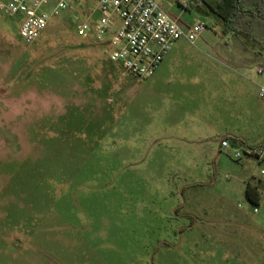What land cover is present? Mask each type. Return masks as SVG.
Wrapping results in <instances>:
<instances>
[{
	"label": "rangeland",
	"instance_id": "1",
	"mask_svg": "<svg viewBox=\"0 0 264 264\" xmlns=\"http://www.w3.org/2000/svg\"><path fill=\"white\" fill-rule=\"evenodd\" d=\"M184 15L207 29L139 79L69 12L25 44L0 10V264H264V35Z\"/></svg>",
	"mask_w": 264,
	"mask_h": 264
},
{
	"label": "built area",
	"instance_id": "2",
	"mask_svg": "<svg viewBox=\"0 0 264 264\" xmlns=\"http://www.w3.org/2000/svg\"><path fill=\"white\" fill-rule=\"evenodd\" d=\"M178 2L190 11L188 1ZM0 10L10 18L23 17L19 35L25 44L34 43L52 19L69 12L78 36L102 46L111 61L139 79L152 77L177 41L195 44L207 29L196 18L184 25L158 0H8L0 1ZM115 17L120 19L119 27ZM259 96L264 98V87ZM229 148V140L223 139L220 151ZM249 153L261 160L264 146ZM235 156L241 154L237 151Z\"/></svg>",
	"mask_w": 264,
	"mask_h": 264
},
{
	"label": "trees",
	"instance_id": "3",
	"mask_svg": "<svg viewBox=\"0 0 264 264\" xmlns=\"http://www.w3.org/2000/svg\"><path fill=\"white\" fill-rule=\"evenodd\" d=\"M190 11L212 17L218 24H223V33H233L245 39L248 36L264 35V0H186ZM264 38V36H263ZM259 39V38H258ZM264 52V39L260 48ZM245 196L254 205L260 202L259 184L248 183Z\"/></svg>",
	"mask_w": 264,
	"mask_h": 264
},
{
	"label": "crops",
	"instance_id": "4",
	"mask_svg": "<svg viewBox=\"0 0 264 264\" xmlns=\"http://www.w3.org/2000/svg\"><path fill=\"white\" fill-rule=\"evenodd\" d=\"M160 3H161V1H159ZM170 15H172V16H174V17H178L181 21H182V23L184 24V25H186V26H188V25H190L191 23H192V20H193V18L189 21V19H188V17L187 16H185L184 15V12H188V11H185L183 8H182V11H180V12H177V13H173V12H169V11H167ZM239 38V39H238ZM234 37V39H238V40H240V37ZM188 42V41H187ZM175 46V45H174ZM173 50V49H172ZM171 53V52H170ZM170 53L168 54V56L164 59V61L162 62V64L160 65V67H159V69L158 70H160V73L159 74H163L164 72H166V67H165V62H167V58L169 57V55H170ZM220 59V58H219ZM214 60V59H213ZM225 59H220V61H224ZM214 61H216V62H218L217 60H214ZM225 62V61H224ZM158 74V75H159ZM186 124L188 123V122H185ZM201 125H198V126H195V125H192L191 124V127L190 128H188L187 127V130H188V133L189 132H191L192 134H194V133H199V132H201L202 130H203V128H202V126L200 127ZM231 134H229L227 137H225V138H223V139H227V140H229V136H230ZM238 140H241V141H244V143L245 144H248V140H246V139H242V138H238ZM219 149H220V147H219ZM251 151H256L254 148H252L251 149ZM256 158V157H255ZM263 181V182H262ZM248 183H251V182H248ZM252 184H257V183H252ZM259 188H260V186L262 185V184H264V180H261V181H259ZM246 186H247V184H246ZM246 189V188H245Z\"/></svg>",
	"mask_w": 264,
	"mask_h": 264
}]
</instances>
